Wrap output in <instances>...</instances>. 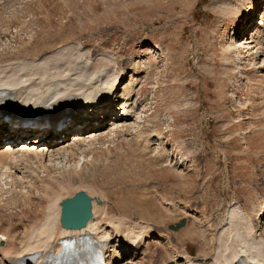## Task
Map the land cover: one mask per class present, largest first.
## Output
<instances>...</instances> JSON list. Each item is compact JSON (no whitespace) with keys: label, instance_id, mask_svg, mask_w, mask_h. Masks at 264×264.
<instances>
[{"label":"rangeland","instance_id":"374dc122","mask_svg":"<svg viewBox=\"0 0 264 264\" xmlns=\"http://www.w3.org/2000/svg\"><path fill=\"white\" fill-rule=\"evenodd\" d=\"M263 38L264 0H0L1 68L79 44L123 70L117 93L133 86L138 116L130 120L140 124L80 144L49 167L21 163L22 180L0 194V231L25 244L24 227L39 228L59 194L84 191L109 215L170 238V246L148 240L137 264H176L173 249L210 258L217 233L209 225L224 227L233 204L264 233ZM130 261L128 254L111 264Z\"/></svg>","mask_w":264,"mask_h":264},{"label":"bare ground","instance_id":"6f19581e","mask_svg":"<svg viewBox=\"0 0 264 264\" xmlns=\"http://www.w3.org/2000/svg\"><path fill=\"white\" fill-rule=\"evenodd\" d=\"M252 39L253 36L249 40L251 45ZM261 43L264 46V42ZM13 70L0 67V114H3L2 118L10 117L3 120L6 124L0 123V194L4 192V186L22 180L16 172L21 163L38 161L49 167L64 152L71 153L80 144L86 148L89 143L95 144L101 138L113 139L118 131L138 125L139 117L134 122L130 120L138 112L133 102V86L130 85V89L125 87L121 95L117 93L125 80L124 72L116 68L113 59L103 54L95 55L78 44L37 61L23 63L21 68L16 66ZM22 72H25L24 76L20 75ZM113 108H117V113ZM67 112L70 117H65ZM98 114L102 115L101 120L97 119ZM80 115L85 116L84 121L78 117ZM15 118L25 120L17 122ZM104 118L109 119L102 123ZM46 119L52 126L44 130L43 121ZM35 120L41 123L29 125L28 121ZM5 133L11 136L3 143L1 136ZM62 135L73 138L62 143L65 140L59 139ZM34 136L33 140H22ZM161 146V139H158V148ZM68 193L59 194L54 203L48 204L39 228L27 231L24 227V233L29 237L27 243L20 245L15 237L9 236L10 232L0 231V264H16L24 258L35 260V264H86L91 258L90 246L102 248L108 264L128 254L133 260L128 263L137 264L134 260L143 253L147 256V241L154 236L166 238L168 246L171 245L169 237L158 234V230L156 234L149 225L129 223L125 218L109 215V208L103 203L98 205L99 199L93 200L91 196L93 217L88 225L81 230L65 229L61 224V202L66 200ZM243 208L233 204L227 210L229 216L223 220L225 226L222 228H213L214 225H209L211 219L208 221L204 217V223L209 222V228L217 233V238H211L213 254L210 258L205 256L209 260L205 257L194 260L183 250L173 249L176 264H264V233L259 234L262 223L253 222L255 220ZM263 210L264 204L258 212L259 217L264 216ZM256 224L259 228L255 227Z\"/></svg>","mask_w":264,"mask_h":264},{"label":"water","instance_id":"95a60500","mask_svg":"<svg viewBox=\"0 0 264 264\" xmlns=\"http://www.w3.org/2000/svg\"><path fill=\"white\" fill-rule=\"evenodd\" d=\"M93 200L84 191L77 192L73 197L61 202V224L67 230H81L85 228L93 217ZM98 205H102L99 200ZM186 221L169 226L170 230L177 231L185 226ZM174 264V263H170Z\"/></svg>","mask_w":264,"mask_h":264}]
</instances>
